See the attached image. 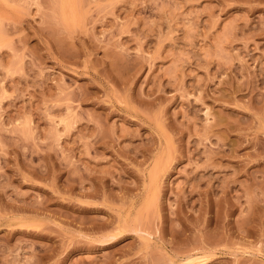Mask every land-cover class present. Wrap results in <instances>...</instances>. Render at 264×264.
<instances>
[{
  "label": "rangeland",
  "instance_id": "1",
  "mask_svg": "<svg viewBox=\"0 0 264 264\" xmlns=\"http://www.w3.org/2000/svg\"><path fill=\"white\" fill-rule=\"evenodd\" d=\"M0 264H264V0H0Z\"/></svg>",
  "mask_w": 264,
  "mask_h": 264
}]
</instances>
